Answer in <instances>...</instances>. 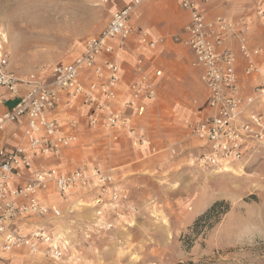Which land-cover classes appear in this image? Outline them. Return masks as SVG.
Wrapping results in <instances>:
<instances>
[{
    "label": "rangeland",
    "instance_id": "rangeland-1",
    "mask_svg": "<svg viewBox=\"0 0 264 264\" xmlns=\"http://www.w3.org/2000/svg\"><path fill=\"white\" fill-rule=\"evenodd\" d=\"M260 1L221 0V12L232 9L230 18L243 19L253 44L264 46V36L260 41L252 36L255 31L264 33ZM127 2L0 0V40L10 70L24 77L70 62L84 41L104 28L113 8ZM145 56L156 60L165 74L159 100L142 122L147 144L163 147L169 142L177 155L161 152L143 160V147L134 148L128 137L113 141L104 128H91L77 110L79 143L59 159L41 161L68 172L83 166L112 172L116 187L121 185L118 189L129 196L125 216L108 212L104 221L113 225L110 229L98 222L92 206L99 192L93 187L68 195L67 203L54 195L50 200L64 209V217L56 222L57 230L72 242L69 255L55 262L18 250L0 264H264V146L240 163L225 164L229 173L215 174L217 168L202 166V144L184 126L185 119H196L205 106V89L199 71L191 66L190 53L168 41ZM125 57L131 73L134 56ZM15 104L14 99L5 103L8 108ZM258 107L264 114V103ZM217 202L227 204L221 208L226 212L195 226Z\"/></svg>",
    "mask_w": 264,
    "mask_h": 264
},
{
    "label": "built area",
    "instance_id": "built-area-1",
    "mask_svg": "<svg viewBox=\"0 0 264 264\" xmlns=\"http://www.w3.org/2000/svg\"><path fill=\"white\" fill-rule=\"evenodd\" d=\"M159 0H130L112 12L107 24L84 41L70 62L45 72L19 76L10 70L0 40V139L11 126L21 130L14 146L0 143V260L27 250L55 262L72 248L69 238L55 232L53 222L64 217L54 195L90 189L99 194L93 208L105 228L109 212L124 217L129 196L116 187L112 172L80 167L68 172L59 165L47 167L43 158L59 159L81 138L77 110L91 128H104L113 141L128 137L134 148L148 143L145 125L137 123L159 100L163 71L145 54L155 52L165 39L154 40L134 23L139 9ZM189 14V22L170 38L191 55L205 89V111L184 126L202 146L198 162L220 168L240 163L264 146V46L253 44L243 19L208 16L205 0H176ZM258 16L264 18L259 9ZM134 56L132 81L126 83L120 56ZM15 100L8 108L5 103ZM153 144L151 154L177 155L176 147ZM134 211L135 207H129Z\"/></svg>",
    "mask_w": 264,
    "mask_h": 264
},
{
    "label": "crops",
    "instance_id": "crops-1",
    "mask_svg": "<svg viewBox=\"0 0 264 264\" xmlns=\"http://www.w3.org/2000/svg\"><path fill=\"white\" fill-rule=\"evenodd\" d=\"M226 1H228L230 3V0H226ZM128 3L129 2H127L126 4H128ZM126 4L118 5V6L114 7L112 12L119 10V9H122ZM259 6H261L262 8L264 7V0L260 1ZM205 7H206V5H205ZM206 8L208 10H210V12L208 13V16H213L211 14L217 15V13L224 14V16H227L229 18L232 16V14H231L232 9L226 10V12H224V13L221 12V10H222L221 0H207V7ZM221 14H218V15H221ZM134 22L138 27L147 29L148 33L150 34V36L154 40H160L163 38V39H165L166 42H168V41H170V38L172 36L179 34L181 32V30L184 28V26L186 24H188L189 14L184 12L183 10H181L179 8L176 0H159L157 2H154L151 4H146V5L142 6L138 11V16L134 17ZM253 33H254V37L256 39H258L259 41H260V38L262 36H264V33L260 32V30L252 32V36H253ZM255 33H257V34H255ZM161 47H162V45H161ZM161 47L159 46L158 49L153 53L154 54L157 53L161 49ZM120 59H121V57H120ZM122 59H124L123 61L121 60L122 74H123V77H124L126 83L130 84L133 79H132V74L130 73V70H129V66L127 65L128 61H127L125 56ZM146 59H147V57H146ZM149 62L152 64L155 63V65H156V60H154L153 58H152V61H149ZM156 67H158V66L156 65ZM158 68L161 69V67H158ZM163 73H164V71H163ZM160 84H161V80L159 81V86H160ZM204 111H205V108H204ZM145 117H146V115L143 118L139 119L137 121V123L143 124L142 122L145 119ZM83 126H86V123ZM14 128H15L14 126H11L10 128H8L7 132L2 135V137L0 139V143L3 142L8 146H14L17 144V142L20 141L21 130L17 131L15 134H13ZM149 145L150 144H147L145 147L142 148L140 155H141V158L143 160L145 158H148V156L153 157V156L158 155V154L151 155V150H150L151 147ZM148 147H149V150H148ZM147 150H148V155H145V157H144V152ZM42 163H44V162H42ZM47 167H50V166H47ZM217 170H219V168H217ZM69 172H72V171H69ZM115 179H116V177H115ZM121 187H122L121 185H118L119 189L123 188V187L122 188ZM59 199L64 200L65 203H67V201H68V200H66V198H64V199L59 198ZM57 203L59 205H61L60 202H57ZM71 205H73V204H71ZM88 207H90V205H88ZM52 224L55 228L56 233L69 238L68 234H65L64 232L57 230L58 228L60 229V225H59L60 223L58 224L57 222H53Z\"/></svg>",
    "mask_w": 264,
    "mask_h": 264
},
{
    "label": "trees",
    "instance_id": "trees-1",
    "mask_svg": "<svg viewBox=\"0 0 264 264\" xmlns=\"http://www.w3.org/2000/svg\"><path fill=\"white\" fill-rule=\"evenodd\" d=\"M225 205L227 207V204H225L224 202L215 203L205 214H203L201 217L197 219L195 226H198L202 221L207 220L208 218H211L212 216L219 219V214L224 213L227 210L225 209L224 211H221V208Z\"/></svg>",
    "mask_w": 264,
    "mask_h": 264
},
{
    "label": "bare ground",
    "instance_id": "bare-ground-1",
    "mask_svg": "<svg viewBox=\"0 0 264 264\" xmlns=\"http://www.w3.org/2000/svg\"><path fill=\"white\" fill-rule=\"evenodd\" d=\"M230 167L223 165L219 168V170L215 171V174H223V173H229Z\"/></svg>",
    "mask_w": 264,
    "mask_h": 264
}]
</instances>
